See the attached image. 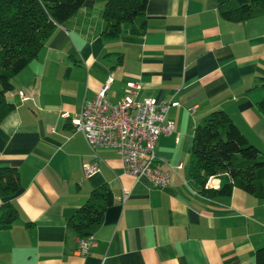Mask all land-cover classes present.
<instances>
[{
    "label": "crops",
    "instance_id": "obj_1",
    "mask_svg": "<svg viewBox=\"0 0 264 264\" xmlns=\"http://www.w3.org/2000/svg\"><path fill=\"white\" fill-rule=\"evenodd\" d=\"M101 12V1L84 0L5 94L13 110L0 121V166L16 169L20 189L0 198L16 212L0 229V264H253L264 246V198L239 189L203 197L188 160L193 129L216 111L264 156V116L255 108L264 97V13L234 23L218 17L216 0H148L141 36L123 26L103 40ZM109 76V102L133 82L135 100L178 104L166 114L174 131L158 136L154 155L161 171L182 168L160 189L127 175L113 150H90L59 116L77 114ZM92 162L98 171L86 177L81 166ZM100 186L113 201L92 234L96 247L79 256L68 221Z\"/></svg>",
    "mask_w": 264,
    "mask_h": 264
},
{
    "label": "trees",
    "instance_id": "obj_2",
    "mask_svg": "<svg viewBox=\"0 0 264 264\" xmlns=\"http://www.w3.org/2000/svg\"><path fill=\"white\" fill-rule=\"evenodd\" d=\"M102 2L103 40L116 38L122 27L128 34L145 31L144 10L148 0H98ZM84 0H0V121L13 110L5 94L12 90V79L32 61L52 35L81 7ZM221 20L240 23L264 13V0H216ZM264 86V84H263ZM264 116V97L255 103ZM188 178L206 198L229 197L239 189L256 199L264 198V156L221 111L210 113L192 132L189 146ZM218 180L217 188L206 186ZM20 189L16 169L0 166V198H12ZM105 186L90 191L87 200L69 219L68 226L77 239L92 236L102 222L103 212L112 204ZM14 208L0 206V229L15 220ZM253 264H264V246L255 250Z\"/></svg>",
    "mask_w": 264,
    "mask_h": 264
},
{
    "label": "built area",
    "instance_id": "obj_3",
    "mask_svg": "<svg viewBox=\"0 0 264 264\" xmlns=\"http://www.w3.org/2000/svg\"><path fill=\"white\" fill-rule=\"evenodd\" d=\"M111 81L109 76L93 98L82 103L77 114L70 116L62 112L59 116L68 121L73 132L82 135L90 150H113L127 175L135 181H145L152 188L160 189L170 183L172 172L182 168L177 164L161 171L154 155L158 136H167L174 131L173 123L166 118V114L178 104L150 98L135 100L139 86L133 82L125 83V94L121 99L109 102L105 91ZM18 95L23 99L22 93ZM81 170L88 177L98 171V166L94 162L83 163ZM206 186L212 188L208 183ZM95 247V240L88 236L77 239L75 252L79 256H85Z\"/></svg>",
    "mask_w": 264,
    "mask_h": 264
}]
</instances>
